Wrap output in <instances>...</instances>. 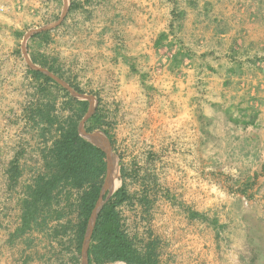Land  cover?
<instances>
[{"label":"rangeland","instance_id":"374dc122","mask_svg":"<svg viewBox=\"0 0 264 264\" xmlns=\"http://www.w3.org/2000/svg\"><path fill=\"white\" fill-rule=\"evenodd\" d=\"M85 1L66 0L63 8L61 0H0V264H73L75 255L79 264L86 261L83 251L75 254L70 235L54 240L51 232L35 229L15 237L26 187L43 172L41 152L46 140L42 126L29 119L30 110L39 101L50 102L52 96L39 92V83L29 72L31 64L48 69L33 59L54 65L64 79L51 74L69 86L67 80L78 85L90 107L102 111V128L114 140L117 190L124 185L130 197L119 213L138 246L156 242L160 264H264V198L263 205L257 204L261 199L250 192L257 184V164L246 158L245 135L234 123L238 120L234 115L242 110V97L233 99L229 108L205 99L210 96L205 78L217 63L214 53L223 64L233 57L228 44L212 49L216 41L208 39V27H237L238 19L236 23L224 19L232 12L264 15V0H164L159 4L162 20H170L177 43L166 52L163 48L144 55L129 50L125 44L128 35L117 28L143 31L149 19H144V12L138 20L122 17L114 34L117 53L125 64L109 66L104 76L92 74L99 67L89 70L82 66L79 36L86 31L84 21L109 13L108 0ZM72 2L84 3L83 9L69 14ZM133 4L143 9L142 2ZM208 15L223 19L216 24ZM198 30L203 39L196 37ZM42 31L50 32L49 41H33ZM148 40L151 46L152 39ZM179 48L188 57L175 67L171 60ZM131 53L135 55L127 57ZM131 64L138 73L131 71ZM241 84H234V92H239ZM50 87L62 115V92ZM200 99L219 113L218 127L204 117L202 104L197 102ZM92 133L106 137L101 130ZM15 157H19L21 177L11 191L6 171ZM117 190H108L107 199ZM63 198L64 206L65 195ZM192 213L204 218H192ZM65 217L64 221L76 224L73 209L65 211Z\"/></svg>","mask_w":264,"mask_h":264},{"label":"trees","instance_id":"16d2710c","mask_svg":"<svg viewBox=\"0 0 264 264\" xmlns=\"http://www.w3.org/2000/svg\"><path fill=\"white\" fill-rule=\"evenodd\" d=\"M88 0L85 1V4ZM84 4V3H83ZM80 2H72L69 14L74 10L83 9ZM49 31L35 34L37 38L49 41ZM174 34V32H170ZM168 35L163 34L159 43L166 41ZM187 53L179 51L173 56L171 63L175 67L183 65ZM130 59V58H129ZM127 57L125 61H129ZM33 62L48 69L49 72L64 79L63 75L50 65L45 59H33ZM133 73H138L135 64L130 65ZM31 76L39 83V92L46 96L52 95L50 102H38L30 110L29 119L34 125L42 126V136L46 140L41 152L43 172L36 176L33 182L26 187L22 200L21 225L15 232V237H21L35 229L49 231L53 239L58 240L70 235L75 246V254H81L90 219L96 209L101 191L107 176V155L97 146L81 137L79 125L89 111V101L79 100L70 96L69 92L61 88L51 77L37 70H29ZM70 86L79 94L84 95L82 89L67 80ZM50 86L62 92L63 102L60 111H57V96L49 92ZM64 114H67L64 116ZM232 119L230 112L227 113ZM103 114L98 108L85 123L88 133L101 130L114 145L113 136L103 129ZM202 120V118H200ZM236 124L244 127L248 122L235 120ZM252 123V121H251ZM49 137L46 138V135ZM8 189L14 190L19 183L21 170L19 157H15L6 171ZM126 177L123 171L122 179ZM64 206L61 203L64 201ZM76 198L73 200V197ZM104 196V204L99 211L92 230L88 250V264H160L156 254V242L138 246L122 223L119 208L129 200L126 187L123 185L110 198ZM73 200V202H72ZM72 202V203H71ZM76 215V224L64 221L65 211L72 210ZM192 218H204L201 214H191ZM52 224H55L52 226ZM217 221L213 222L216 227ZM50 227H52L50 230ZM76 256V255H75ZM73 258V264H79V258Z\"/></svg>","mask_w":264,"mask_h":264},{"label":"crops","instance_id":"0c3cea01","mask_svg":"<svg viewBox=\"0 0 264 264\" xmlns=\"http://www.w3.org/2000/svg\"><path fill=\"white\" fill-rule=\"evenodd\" d=\"M55 1L59 2L60 0ZM61 1L64 5L63 8H66V0ZM119 1L120 4L117 3V0H108L107 6L109 13L105 12L102 18L98 17L90 22L84 21L86 31L79 36V47L84 56L82 66L89 70L91 67L96 66L101 70H96L94 73L90 72L92 74H98L100 72V74L104 76L108 72L107 69H110L109 66L113 68L117 66L120 68L122 64H125L120 54L118 55L117 53L119 51V45L114 34V29L116 30L115 25L122 17L137 18L138 20L139 13L142 14V12H144V19H149L147 27L143 31H130L131 28L129 27L127 29L122 27L117 28V30L124 35H128L126 36L125 44L128 45V49H131L132 52L139 51L138 54L144 55L145 53H151L150 50L161 52L163 48L166 52L169 50L168 46L173 48V45L177 43V35L175 33H170V20L168 22L162 20L161 11L163 9L159 7V4L164 0ZM139 2L143 3V9H138L133 4ZM225 15L224 19L226 21L228 20L229 23H231L232 20L236 23V19H238V26L236 27L233 25L231 27L222 28L216 25L214 27H208L211 28L209 29L208 39L214 40V42L216 41L215 48L212 49H217V46H225V44H228L229 50L231 51L229 55L233 57L231 59L226 58L223 64V62H219L216 58L218 53H214L217 63L213 65L214 70L210 73L208 72L207 78H205V82L209 84L208 88L210 90V96L205 99H207L208 102L211 101L212 104L223 102L226 104L225 108H229L235 103L232 102L233 99L242 97L240 106L242 110H239L240 113L235 114L234 117L249 123L246 127L240 124L236 126H238L241 133L245 135L243 145L249 151L251 149L253 150L250 153L246 151V158L257 164V169L254 173L257 178V184L249 191L261 199L257 204L263 205L264 70L262 67H264V15L237 12ZM208 16V20L212 22L216 21V24L223 19L219 16ZM163 34L168 35V39L160 44L159 40ZM196 37L198 39H203V36L199 35V30L196 33ZM148 39H152L151 46H149ZM237 44L242 46L239 48ZM129 55L133 56L135 53L128 54L127 57H131ZM124 58L125 57H123V60ZM110 59H113V62H110ZM246 69L248 72H255L256 74L250 76V74L246 72ZM258 70H262V74H259ZM186 72L191 73L193 71L187 70ZM241 72L245 73L241 75ZM118 78L121 80L124 79L122 76H118ZM237 82L242 83L241 86L243 87L239 86V92H234V84ZM205 99L197 100L199 104H202L201 110L203 111V115L214 128L218 127L219 124L217 123L218 120H220L219 113L213 110V106H205Z\"/></svg>","mask_w":264,"mask_h":264},{"label":"water","instance_id":"95a60500","mask_svg":"<svg viewBox=\"0 0 264 264\" xmlns=\"http://www.w3.org/2000/svg\"><path fill=\"white\" fill-rule=\"evenodd\" d=\"M31 68L32 70H37L42 72L43 74L51 77L57 84H59L61 87H63L64 89H66L70 96H72L73 98L79 99V100H85V101H89L88 97L82 96L81 94H79L78 92H76L71 86H69L68 84H66L64 81L60 80L58 77L54 76L53 74H51L50 72L42 69V68H38L35 65L31 64ZM95 110L92 109L91 107L89 108L88 113L86 114V116L84 117V119L82 120V122L79 125V133L81 135L82 138H84L85 140L89 141L90 143H92L93 145L97 146L98 148H100L102 151H104L107 155V176L105 179V183L103 185L102 191H101V195L99 198V201L97 203L96 209L93 212V215L90 219L89 222V226H88V231L85 237V241H84V245H83V256L86 259V261L84 262V264H88L87 262V250H88V246H89V242H90V238H91V234H92V230L95 224V220L96 217L99 213V211L101 210L103 204H104V196L107 194L108 190V185H109V181H110V176L111 173L113 171V154H112V148H111V144L109 142V140L107 139V137H105V146L102 147L101 145H98L96 142L98 140V134L96 133H88L85 129V123L87 122V120L94 114ZM111 154V159H110V155ZM118 264V263H115ZM120 264V263H119Z\"/></svg>","mask_w":264,"mask_h":264},{"label":"bare ground","instance_id":"6f19581e","mask_svg":"<svg viewBox=\"0 0 264 264\" xmlns=\"http://www.w3.org/2000/svg\"><path fill=\"white\" fill-rule=\"evenodd\" d=\"M105 142H106L105 139L101 135H98V140L96 143L98 145H101L102 147H104ZM110 159H111V157H110ZM110 177H111V181H110V184L108 185L107 189L110 190L111 192H114L115 190H117V188L119 186L118 174H117L116 169H113Z\"/></svg>","mask_w":264,"mask_h":264},{"label":"built area","instance_id":"2783aa9c","mask_svg":"<svg viewBox=\"0 0 264 264\" xmlns=\"http://www.w3.org/2000/svg\"><path fill=\"white\" fill-rule=\"evenodd\" d=\"M245 204H247L248 205V202L245 200Z\"/></svg>","mask_w":264,"mask_h":264}]
</instances>
